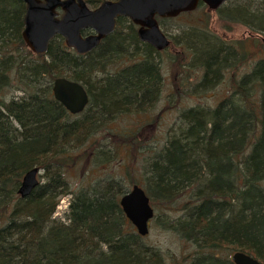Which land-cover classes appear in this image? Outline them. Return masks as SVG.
<instances>
[{"label":"trees","instance_id":"obj_1","mask_svg":"<svg viewBox=\"0 0 264 264\" xmlns=\"http://www.w3.org/2000/svg\"><path fill=\"white\" fill-rule=\"evenodd\" d=\"M85 1L96 6L102 0ZM230 3L218 7L225 21L264 35L261 6L250 11L248 4ZM24 9L22 0H0V264H166L119 205L133 183L168 213L159 224L191 243L184 264H234L223 249H241L264 262V56L244 65L241 45L190 25L186 39L177 42L184 48L175 56L180 72L174 94L181 98V89L211 86L230 71L226 95L212 106L179 111L177 132L149 149L142 182L130 178L128 186L104 175L74 187L67 176L71 167L86 169L99 155L104 163L114 153L141 148L139 131L110 126L118 115L156 102L163 85L160 51L139 40L134 23L120 16L115 31L88 53H75L57 34L44 54H36L21 35ZM165 18L174 19L159 22ZM187 49L191 71L184 68ZM125 56L132 61L110 71ZM59 75L86 88L89 102L80 113L54 99L51 83ZM102 130L115 142L86 153L87 139ZM33 166L43 169L45 179L21 198L22 175ZM62 195L69 199L59 217L53 214Z\"/></svg>","mask_w":264,"mask_h":264},{"label":"rangeland","instance_id":"obj_2","mask_svg":"<svg viewBox=\"0 0 264 264\" xmlns=\"http://www.w3.org/2000/svg\"><path fill=\"white\" fill-rule=\"evenodd\" d=\"M231 3H233L232 7L238 5L245 6L248 4V8H246L250 9V11L258 10L257 7L260 6V10H264V4H261L260 0H231ZM231 3L229 4L230 6ZM197 5L196 9L192 11L178 14L174 19L165 18L163 22H159L160 27L167 33L171 42L169 46L161 50L158 55V59L161 61V72H163V85L156 102L151 105V107L147 108L146 111H132L120 114L111 121L112 125L110 127L112 130L121 131L124 129H130L135 132L139 131L140 133L136 134V139L141 148L138 150L136 149L135 154H132L131 151L129 152L128 149H125L123 153H114L113 157L104 163H100L103 158L102 155H99L96 157L95 163H87L88 166L86 169L71 167L67 171L71 186H83L96 178L104 177V175L117 176L128 186L131 185L130 178L134 179L137 183L142 182L145 175V172L143 171L144 163L146 162L145 160H147L149 155L152 154L149 149H152L153 147L157 148L166 141L169 134H172L173 131L177 132L179 128L177 116L179 111L183 108H188L190 105L212 106L226 95V91L229 88L228 84L232 82L230 81V71H226L221 79L211 86L201 87L199 90H192L191 88L181 89V98H177V95L174 94L173 82L177 80L176 75L180 72V69L178 68L179 64H177L178 61L175 60V56L182 54L183 51L181 48L182 45L177 42L181 41L183 38L186 39L184 31H186L190 25L199 24L201 26H206L207 30L209 29L216 35L222 36L238 46L241 45L243 47L242 52L246 55L243 61L244 65H247L260 56H264V43L258 36L262 34H258L255 31L251 32L248 26L242 23L240 24L238 21L228 23L222 18L218 9H210L203 3ZM88 6L90 8L95 7L89 3ZM224 9L225 7H223V10ZM59 13L61 14L62 12L59 11ZM129 22L130 20L126 18L124 23L128 24ZM228 24L231 26L229 27ZM239 40L242 41V44L239 43ZM182 47L184 48V46ZM187 50L189 52L186 54L187 64L184 68H186L187 71H191L192 67L188 66L191 61L189 57L191 52L189 49ZM131 61L132 58L129 59L125 56L124 59L121 60V64H115V66L113 64L109 69L110 71L115 70L120 67V65ZM243 62H240L238 65L239 73L243 70L241 69ZM102 74L103 73L100 72L93 77H100ZM197 78H199V74L195 77L191 75L186 82L189 83V81H194ZM14 90H12L13 93H18L17 90ZM3 91L9 94L12 93L8 88H3ZM104 132L105 130H102V132H99L96 135L94 134L87 139L83 147L86 153L91 154L94 148L101 147L103 142H115V140L110 139V136L104 137ZM103 148L107 149L108 146L105 145ZM126 151L128 153V159L126 158ZM123 161H125L126 164H124ZM42 172L43 169H40V174ZM40 174L38 175L39 180L43 181L45 177H42ZM68 199L69 195H62L60 197V201L56 206V211L53 215L59 217L64 216L63 213L68 203ZM151 205L154 207V214L149 222V231L143 236V239L150 246L162 251L165 256L164 260L166 264H184L187 261L185 258L188 255H191L193 250L191 243L178 237L174 232L168 230L166 226H161L159 224V219L163 217L168 218L169 215L168 213L166 214V212L161 213V210L152 201ZM158 211H160L161 214H158ZM220 252L225 256H229L232 251L223 249Z\"/></svg>","mask_w":264,"mask_h":264},{"label":"water","instance_id":"obj_3","mask_svg":"<svg viewBox=\"0 0 264 264\" xmlns=\"http://www.w3.org/2000/svg\"><path fill=\"white\" fill-rule=\"evenodd\" d=\"M22 1L25 2V9L21 35L32 52L44 54L50 40L59 34L64 44L82 54L98 46L100 39L113 32L116 18L120 16L137 26L139 40L161 51L169 46L171 39L160 27L159 18L192 11L199 2L215 10L227 0H102L94 8H90L85 0ZM87 29L89 32L84 33ZM258 36L264 43V36ZM51 88L54 99L59 100L71 113H80L89 102L86 88L69 77L56 76ZM39 174V166L30 167L23 173L17 189L21 198L39 184ZM118 202L138 235H146L154 207L142 185L133 183L121 194ZM229 257L234 264H264L241 249L233 250Z\"/></svg>","mask_w":264,"mask_h":264},{"label":"flooded vegetation","instance_id":"obj_4","mask_svg":"<svg viewBox=\"0 0 264 264\" xmlns=\"http://www.w3.org/2000/svg\"><path fill=\"white\" fill-rule=\"evenodd\" d=\"M225 2H226V1H225ZM222 4H223V3H222ZM217 9H218V8H217ZM217 9H215V10H217ZM116 19H117V18H116ZM116 26H117V20H116ZM134 26H136V25L134 24ZM136 28H137V26L134 27V30L136 31V34H137V29H136ZM115 29H116V27H115ZM115 29H114L113 31H115ZM83 32H84V33H87V32H89V30L87 29V30H84ZM110 33H112V32H110ZM110 33H109V34H110ZM109 34H108V35H109ZM108 35H107V36H108ZM105 37H106V36H105ZM137 38H138V36H137ZM100 40H101V39H100ZM99 43H100V42H99ZM93 49H94V48H93ZM75 53H76V52H75ZM79 54H80V53H79ZM82 54H85V53H82ZM85 107H86V106H85ZM85 107H84V108H85ZM84 108H83V109H84Z\"/></svg>","mask_w":264,"mask_h":264}]
</instances>
